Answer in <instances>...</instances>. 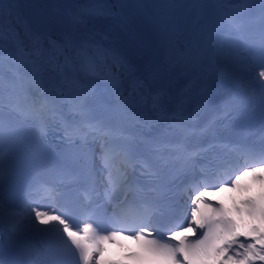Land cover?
<instances>
[{"label": "snow or ice", "instance_id": "6c2138e0", "mask_svg": "<svg viewBox=\"0 0 264 264\" xmlns=\"http://www.w3.org/2000/svg\"><path fill=\"white\" fill-rule=\"evenodd\" d=\"M125 259L264 264V0H0V264Z\"/></svg>", "mask_w": 264, "mask_h": 264}, {"label": "bare ground", "instance_id": "6f19581e", "mask_svg": "<svg viewBox=\"0 0 264 264\" xmlns=\"http://www.w3.org/2000/svg\"><path fill=\"white\" fill-rule=\"evenodd\" d=\"M82 2H84V3H88V2H89V0H82Z\"/></svg>", "mask_w": 264, "mask_h": 264}]
</instances>
